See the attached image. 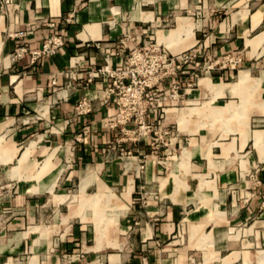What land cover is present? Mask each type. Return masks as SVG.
I'll list each match as a JSON object with an SVG mask.
<instances>
[{
  "label": "crops",
  "instance_id": "crops-1",
  "mask_svg": "<svg viewBox=\"0 0 264 264\" xmlns=\"http://www.w3.org/2000/svg\"><path fill=\"white\" fill-rule=\"evenodd\" d=\"M263 34L264 0H12L0 14V264H264ZM57 35L64 46L55 55L15 58ZM124 36L130 49H198L200 62L239 57V81L223 83L231 63L215 65L218 75L204 78L225 85L213 102L204 78L165 82L164 94L173 84L185 92L163 116L176 111L179 134L155 152L148 132L109 128L117 113L102 97L109 80L87 83L101 67H126L127 53L104 60ZM83 101L90 110L79 113ZM208 102L205 114L242 102L249 111L240 132L202 128L219 141L234 137L202 148L206 137L194 138L202 129L189 134L179 123L188 107ZM184 135L192 137L186 145ZM233 160L235 173L221 170ZM93 195L104 202L97 216L107 211L100 225L82 203Z\"/></svg>",
  "mask_w": 264,
  "mask_h": 264
},
{
  "label": "built area",
  "instance_id": "built-area-1",
  "mask_svg": "<svg viewBox=\"0 0 264 264\" xmlns=\"http://www.w3.org/2000/svg\"><path fill=\"white\" fill-rule=\"evenodd\" d=\"M10 5L12 0H0V14H3ZM132 41L129 36H124L104 59L107 63L112 56L127 53L125 68L117 70L106 65L88 74L87 83L103 76L109 80L102 91V97L112 99L117 108L116 115L108 122L109 128L112 129L118 125L132 124L135 128L150 132L152 126L145 123V118L147 116L163 118L166 105L179 102L183 97L177 84L170 86L169 94H164L165 82L174 80L181 74H191L197 79L199 74L208 75L215 65L225 68L227 63L240 62L236 57L232 59L228 57L221 62L206 57L200 62L199 50L194 48L179 55H171L156 44H150L147 48L135 46L130 49ZM63 46L62 36L57 35L45 40L39 49L28 51L26 48H19L15 52V58L28 54L34 63L55 55ZM192 86L193 83L187 84L188 88ZM89 110L87 101H83L76 108L79 113Z\"/></svg>",
  "mask_w": 264,
  "mask_h": 264
},
{
  "label": "rangeland",
  "instance_id": "rangeland-1",
  "mask_svg": "<svg viewBox=\"0 0 264 264\" xmlns=\"http://www.w3.org/2000/svg\"><path fill=\"white\" fill-rule=\"evenodd\" d=\"M263 36H264V34L262 35V37ZM232 58H230V59H232ZM236 58L240 59L239 57H236ZM234 62L235 61H232L231 65H228L229 68L232 70V73H233L232 77L228 78V80H223V83L229 84V83H234L236 81H239V80H237V77H236V74H237L236 70H238V69L241 70L242 69V68L239 67V65L241 64L240 63L241 61L237 62L236 64ZM217 75L218 74L216 73V71L215 72L211 71V77H214V76H217ZM204 77H205L204 74H199V76H198V78H200V79H202ZM204 80H206V81H208L210 83L208 89H210L212 91H215V92H209L211 94V102H213L217 97L223 95V94L217 93V92H223L224 88L222 89L221 87H224L225 84L222 85V84L213 83V81H209V80H211L209 78H204ZM244 81H245V85H246V83L249 81V77L246 78ZM240 91H242V89ZM182 93H183V91L181 92V94ZM251 94H253V93L251 92ZM255 96H256V94H255ZM228 100L234 101L235 99L226 98V101H228ZM251 103H253V102L250 99V104ZM206 105H209V102L208 103H202V104H194V106L191 107V108L188 107L189 110L185 111V112L190 113V115L185 116V118L182 119V123L181 124L179 123V121H177L175 119L179 123L180 129L182 131H184V132H187V133L193 132L194 134H196L198 131H200L202 128L205 127L206 131L210 132V130H211L212 132H214V129L216 127H219V125L221 123V128H222L223 131H228L229 133H236V132L242 131V130H240L238 128V124H241V123L244 122V119H245V117H246V115H247V113L249 111V109L246 108L243 105V102H242L241 106H234V105L230 104V105H227V106H225L223 108H220V109H210L211 113L209 111H207L206 114H205L204 113V109H205L204 107ZM182 107L183 106H181L180 108H182ZM174 112L176 113V111H174L172 109H171V111H168V116H167L168 118L167 117L166 118L165 117L162 118V120L160 122L161 126H159V125L152 126L151 129H150V132H148L147 135H149V138H151V142L150 143H152L151 149L153 151L156 152V151H161L164 148L167 149L168 147L166 145L167 144L169 145V138L173 139V138H175L177 136V134H179L177 132L176 125H172L173 121L171 120V118L173 117V113ZM203 114L206 117L209 118L205 122H204ZM224 115L227 116L226 119H225ZM193 117H196V120H194ZM251 125H252V123H251ZM162 126L165 128L164 130L162 129L163 131L161 130ZM135 129H138V128L136 127ZM165 130L168 131V135L167 136H165L163 134V132ZM188 130H190V131H188ZM204 134H206V136H204ZM202 137H206L205 139L207 140L206 144H202V146H201L202 148H204V147L208 148L209 145H211L215 141H219L218 139H220L217 136L211 137V136L207 135V133L204 132L203 129H202V131L200 133V136L196 135L194 138L198 142ZM179 138H182L183 144L186 145L188 143V139H191L192 137H190L188 135H184V136H180ZM232 138H234V137H229L228 136V137L224 138L223 140L219 141V143L220 142L221 143H228V142L231 141ZM212 150H213L214 154H219V149L218 148H213ZM189 157H190V154L188 153V151L183 152V155H182L183 163H187V160L189 159ZM225 161H227V160H225ZM233 163H234V160L232 161V164H222L221 170L222 171H226L227 170L229 172L233 171L235 173V171L237 169V164H235V163L233 164ZM242 177L244 178L245 181L246 180H250L251 173L247 174V173L244 172L242 174ZM108 195H111V194H108ZM94 197H95V195L90 196V197H85L84 196V198L82 200V203H83V207H85V208L88 207V208L93 209V211L95 213V216L97 218L96 222L98 223V225H100L102 222H104L105 219H104L103 214L105 212H107V211H104V212H102L101 215L97 216V212L99 214V209L101 208V207H99V202L102 205L104 204V202L103 201H99L95 205L93 203L94 202ZM95 210H98V211L96 212ZM108 212H111L113 214L114 221H115V217L117 216L116 214L118 213L117 208H114L112 210H108ZM84 219H85V217H84Z\"/></svg>",
  "mask_w": 264,
  "mask_h": 264
},
{
  "label": "bare ground",
  "instance_id": "bare-ground-1",
  "mask_svg": "<svg viewBox=\"0 0 264 264\" xmlns=\"http://www.w3.org/2000/svg\"><path fill=\"white\" fill-rule=\"evenodd\" d=\"M262 38H264V36ZM246 78H248V73L247 72L242 73V80H244ZM168 111H170V110H168ZM168 111H167V114H168Z\"/></svg>",
  "mask_w": 264,
  "mask_h": 264
}]
</instances>
